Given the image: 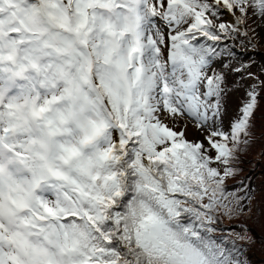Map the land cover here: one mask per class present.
Here are the masks:
<instances>
[{"label":"snow or ice","instance_id":"obj_1","mask_svg":"<svg viewBox=\"0 0 264 264\" xmlns=\"http://www.w3.org/2000/svg\"><path fill=\"white\" fill-rule=\"evenodd\" d=\"M252 20L264 0H0V264H247L214 234L251 199L226 181L264 80L214 64Z\"/></svg>","mask_w":264,"mask_h":264},{"label":"trees","instance_id":"obj_2","mask_svg":"<svg viewBox=\"0 0 264 264\" xmlns=\"http://www.w3.org/2000/svg\"><path fill=\"white\" fill-rule=\"evenodd\" d=\"M252 21L248 24V35L252 33L255 35L256 32V26ZM246 38L251 39L249 36ZM238 40L242 41L243 37L236 38V42L240 43ZM250 62L260 64L264 63V59L259 58L256 62L252 60ZM250 139V144L240 153L239 162L235 165L238 169L236 175L226 181V191L251 199L243 200L244 213L242 215L234 216L231 220L222 217L218 231L214 235L218 242L221 237L227 238V247H232L231 242L234 241L236 248L240 251V258L246 260L247 264H264V231L254 230L255 225L247 220L252 213L257 212L258 203H261L260 192L264 191V179L262 181L260 178L264 175V146L253 155L250 150L258 136H252ZM237 234H247L248 239H239Z\"/></svg>","mask_w":264,"mask_h":264},{"label":"rangeland","instance_id":"obj_3","mask_svg":"<svg viewBox=\"0 0 264 264\" xmlns=\"http://www.w3.org/2000/svg\"><path fill=\"white\" fill-rule=\"evenodd\" d=\"M225 19L228 18L225 17ZM252 22H254L256 26V32L255 35L253 33L248 35L251 39L243 37L242 41L238 40L240 43L236 42V39H229L222 41L221 45L218 46V50H224L225 54L221 60H218L214 64V67L219 71L223 65L229 66L223 69L227 77L228 85L230 87L242 86L235 95H242L244 88H247L248 85L254 82L249 78V73L264 80V63L252 64L250 62L251 60L256 62V59L259 58L264 59V21L253 20ZM248 44L251 45L249 46ZM259 62L261 61L259 60ZM237 68L242 70L240 72L234 71V69ZM235 95L233 97L234 100ZM261 106V110L256 113V127L253 136H258V139L254 141L250 150L253 155L258 153V150L264 146V99L261 100ZM187 135L190 140L202 138L191 125L189 126ZM260 178L263 181L264 175H261ZM260 199L261 203H258L259 208L257 209V212L252 213V216L247 220L255 225L254 230L263 232L264 191L260 192Z\"/></svg>","mask_w":264,"mask_h":264}]
</instances>
